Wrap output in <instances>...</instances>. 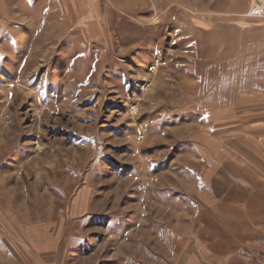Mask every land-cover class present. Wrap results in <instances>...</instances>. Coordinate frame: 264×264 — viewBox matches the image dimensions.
I'll use <instances>...</instances> for the list:
<instances>
[{
    "label": "rangeland",
    "instance_id": "rangeland-1",
    "mask_svg": "<svg viewBox=\"0 0 264 264\" xmlns=\"http://www.w3.org/2000/svg\"><path fill=\"white\" fill-rule=\"evenodd\" d=\"M263 121L264 0H0V264H204Z\"/></svg>",
    "mask_w": 264,
    "mask_h": 264
},
{
    "label": "crops",
    "instance_id": "crops-1",
    "mask_svg": "<svg viewBox=\"0 0 264 264\" xmlns=\"http://www.w3.org/2000/svg\"><path fill=\"white\" fill-rule=\"evenodd\" d=\"M257 124L258 140L246 147L252 159H237V181L204 212V264H244L264 251V121Z\"/></svg>",
    "mask_w": 264,
    "mask_h": 264
},
{
    "label": "built area",
    "instance_id": "built-area-1",
    "mask_svg": "<svg viewBox=\"0 0 264 264\" xmlns=\"http://www.w3.org/2000/svg\"><path fill=\"white\" fill-rule=\"evenodd\" d=\"M245 264H264V251L258 252Z\"/></svg>",
    "mask_w": 264,
    "mask_h": 264
}]
</instances>
